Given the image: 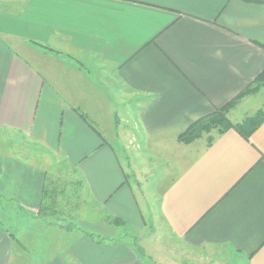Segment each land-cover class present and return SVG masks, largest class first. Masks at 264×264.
<instances>
[{
	"label": "crops",
	"instance_id": "0c3cea01",
	"mask_svg": "<svg viewBox=\"0 0 264 264\" xmlns=\"http://www.w3.org/2000/svg\"><path fill=\"white\" fill-rule=\"evenodd\" d=\"M263 74L264 0H0V264H264V120L179 140Z\"/></svg>",
	"mask_w": 264,
	"mask_h": 264
},
{
	"label": "trees",
	"instance_id": "16d2710c",
	"mask_svg": "<svg viewBox=\"0 0 264 264\" xmlns=\"http://www.w3.org/2000/svg\"><path fill=\"white\" fill-rule=\"evenodd\" d=\"M260 78L263 79L264 74L261 75L258 79L261 80ZM244 93H246V91L240 93L238 97L243 96ZM235 100L236 99L232 100L225 107H223V109L217 111V114L213 116L210 120L204 121L200 125L191 127L189 131H186L185 133H183V135H181L179 140L183 142H188L189 140L199 136L201 133L211 130L213 128H218L219 132H222L231 126L237 131H239L244 137H247V135H249L264 120V113H258L254 116L246 118L243 122L239 124L232 125L230 121L226 118V109L232 106L235 103ZM44 193L45 194H43V197L45 196V198L47 199L49 197V195L47 194L49 193L46 190L44 191Z\"/></svg>",
	"mask_w": 264,
	"mask_h": 264
},
{
	"label": "rangeland",
	"instance_id": "374dc122",
	"mask_svg": "<svg viewBox=\"0 0 264 264\" xmlns=\"http://www.w3.org/2000/svg\"><path fill=\"white\" fill-rule=\"evenodd\" d=\"M7 144L8 145H10V141L9 142H7ZM17 145L15 144L14 145V149H17ZM13 149V148H12ZM49 177L51 178L52 177V175L50 176V174H49ZM52 185V188H55V189H57L58 191L59 190H61L62 188H63V185L61 184V183H57V182H52L51 183ZM53 184H54V187H53ZM151 184H152V182H151ZM69 192H68V190H66V191H64L63 192V195L61 196L62 198L61 199H66L67 198V196H69ZM153 231L155 232V234H151V236H157V233H156V227H154L153 228ZM126 232H128L129 234H130V236H133V235H135V234H137L138 233V230H137V228L134 226V224L133 223H131V224H129L128 226H126V227H124V229H123V231L122 232H119L118 234L119 235H125L126 234Z\"/></svg>",
	"mask_w": 264,
	"mask_h": 264
}]
</instances>
